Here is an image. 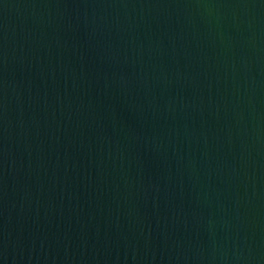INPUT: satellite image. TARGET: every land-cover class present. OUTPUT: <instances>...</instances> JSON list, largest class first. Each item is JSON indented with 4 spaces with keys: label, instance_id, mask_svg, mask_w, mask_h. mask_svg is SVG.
<instances>
[{
    "label": "water",
    "instance_id": "obj_1",
    "mask_svg": "<svg viewBox=\"0 0 264 264\" xmlns=\"http://www.w3.org/2000/svg\"><path fill=\"white\" fill-rule=\"evenodd\" d=\"M0 264H264V0H0Z\"/></svg>",
    "mask_w": 264,
    "mask_h": 264
}]
</instances>
